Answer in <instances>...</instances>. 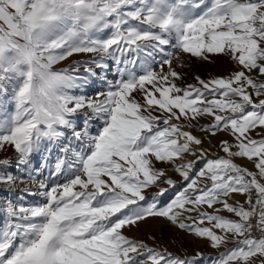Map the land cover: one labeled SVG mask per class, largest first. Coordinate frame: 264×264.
<instances>
[{
  "label": "snow or ice",
  "instance_id": "snow-or-ice-1",
  "mask_svg": "<svg viewBox=\"0 0 264 264\" xmlns=\"http://www.w3.org/2000/svg\"><path fill=\"white\" fill-rule=\"evenodd\" d=\"M193 58L232 67L187 83L177 68ZM101 73L105 90L89 95ZM7 147L23 176L0 156V185L37 182L42 202L0 206V264H264V0H0ZM53 148L37 180L33 158ZM238 195L249 208L229 203ZM148 220L234 247L187 255L125 234Z\"/></svg>",
  "mask_w": 264,
  "mask_h": 264
},
{
  "label": "rangeland",
  "instance_id": "rangeland-1",
  "mask_svg": "<svg viewBox=\"0 0 264 264\" xmlns=\"http://www.w3.org/2000/svg\"><path fill=\"white\" fill-rule=\"evenodd\" d=\"M91 58H92V54H88V53L77 54V55H74L73 57L68 58L65 61L60 62L57 65H54V70L68 68L74 61H85ZM196 61H197V64L202 67L213 66L215 63L221 69L224 66L222 63L223 61L221 60H220V63H219V60H217L215 63H206V62H201L198 60ZM109 64L111 65V68L108 73V80L114 81L116 78L115 76L116 68H115V65H113L111 61H109ZM83 69L84 68L81 67L79 71L81 72L83 71ZM228 73L229 72L225 71L223 72L222 76H226ZM209 77L210 76L208 75H204L203 78L207 79ZM97 80L98 81L96 82V84H91V86L88 88L89 95L95 96L96 92L105 90L106 85L104 84V81H103V73L100 74ZM191 83H195V82H191ZM206 123L207 121H203L201 125L206 124ZM187 130L191 131V128ZM193 132L196 135H200V136L203 135V133H201L199 129ZM219 136H223L224 138L231 139V137H228L225 133H221L219 134ZM253 136L254 138H257V139L259 138L258 136L255 135V133H253ZM210 142L215 144L216 138H212ZM12 154H14V151L10 147H7L5 152L0 153V156H10L11 157ZM59 155H60L59 151L56 148H53L51 153H41V154H37L34 156L33 165L38 166L41 169L40 175L37 177V180L43 179L47 181L49 171L54 168V165L57 161V157ZM218 155L224 156L225 154L223 152H220L218 153ZM210 158H216V157L211 156ZM234 162L240 166L247 168L249 171H253V172L258 171L257 169H255L254 164L252 162H249L246 158H234ZM200 166H201L200 164L197 165V167H200ZM11 171L16 175L21 174V170L15 167L14 162H13V168L11 169ZM169 175H171L174 180L178 182L181 181V178L178 176V174L170 171ZM17 185L18 183L12 186L0 185V206H3L5 201H14L15 203L20 201L23 204L20 203L19 205H24V206H29L37 202H42V198L40 196L33 197L32 195H30L31 192L27 194H23L20 191H17V189L15 188ZM164 187H168V186L164 185ZM155 191L156 190L154 189L153 192ZM171 194H172L171 192L166 193L165 197L162 199L169 198ZM25 198L31 201L24 204ZM244 200H245L244 196L238 195L235 201L230 200L229 203H233L234 205L242 204ZM216 207H221V206L217 205ZM207 211L212 212L213 209H207ZM218 214L228 217V218L236 219V217H234V214L228 213L226 210H222ZM2 219H3V216L0 215V220ZM145 223H146V227L148 228L141 230L139 236L130 235L126 233L125 232L126 229H124V232L130 238L146 241L150 246L158 247L160 249L167 248V250L170 252L187 254V255H191L193 254L195 249H199L201 252L205 253L206 255L218 256L220 253H224L228 249H231L232 247H234L232 243H228L226 245L221 246L219 249H214L210 247L206 241L198 240L194 238L192 235H189L188 233H186L185 231L179 230L162 221L148 220ZM150 235L154 236L155 239L154 240L151 239Z\"/></svg>",
  "mask_w": 264,
  "mask_h": 264
},
{
  "label": "bare ground",
  "instance_id": "bare-ground-1",
  "mask_svg": "<svg viewBox=\"0 0 264 264\" xmlns=\"http://www.w3.org/2000/svg\"><path fill=\"white\" fill-rule=\"evenodd\" d=\"M220 63V60H219ZM223 67L222 69L219 68L216 63L213 66H205L202 67L200 65L197 64L196 59H191L189 60L188 64L189 66L184 67V68H177V71H183L185 72L186 75V82L187 83H191V82H195L194 80V76L195 75H199L202 78L204 77V75H208V76H222L223 72L227 71L229 72L231 70L232 65L230 63H228L227 61H223ZM84 72V69L83 71ZM99 78V77H98ZM94 79L93 82L91 84H96V82L98 81L97 79ZM101 79V78H100ZM203 123V120L201 121V124ZM198 129V128H197ZM197 129L193 130L191 129V131H197ZM15 153L11 155V157L13 158V162L15 163ZM21 174L19 176H23V169L21 168ZM17 189V191H20L23 194H27L29 193L27 190H31L30 195L34 196H38V195H33L32 193L36 192V190L39 188V184L37 182H33V181H27L24 180L22 182H19L18 185L15 187ZM21 199V198H20ZM31 200L26 199L24 200V204L30 202ZM21 202L18 201L16 203L17 206H19ZM23 204V203H21ZM30 206V205H29ZM148 227H146V223L142 224L140 228H132L131 230L126 229V233L130 234V235H135V236H139L140 231L143 229H147Z\"/></svg>",
  "mask_w": 264,
  "mask_h": 264
},
{
  "label": "built area",
  "instance_id": "built-area-1",
  "mask_svg": "<svg viewBox=\"0 0 264 264\" xmlns=\"http://www.w3.org/2000/svg\"><path fill=\"white\" fill-rule=\"evenodd\" d=\"M261 182L264 183V180H261ZM253 200H255V194H253ZM242 204H244V207L246 209L250 207L247 203H245V200L242 202ZM252 222H253V224H255L256 223V218H253V221ZM254 235L257 236V237H259L262 234L259 233L258 231H254Z\"/></svg>",
  "mask_w": 264,
  "mask_h": 264
}]
</instances>
